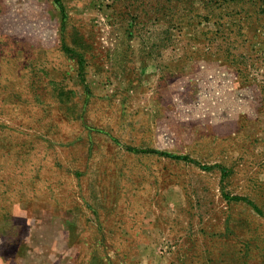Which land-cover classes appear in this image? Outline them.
Masks as SVG:
<instances>
[{"label": "rangeland", "instance_id": "1", "mask_svg": "<svg viewBox=\"0 0 264 264\" xmlns=\"http://www.w3.org/2000/svg\"><path fill=\"white\" fill-rule=\"evenodd\" d=\"M0 264H264V0H0Z\"/></svg>", "mask_w": 264, "mask_h": 264}]
</instances>
